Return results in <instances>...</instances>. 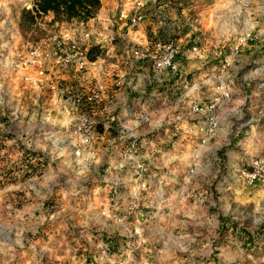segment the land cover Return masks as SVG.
I'll list each match as a JSON object with an SVG mask.
<instances>
[{"label": "rangeland", "instance_id": "374dc122", "mask_svg": "<svg viewBox=\"0 0 264 264\" xmlns=\"http://www.w3.org/2000/svg\"><path fill=\"white\" fill-rule=\"evenodd\" d=\"M35 1L0 0V264H264L260 5L239 16L231 0H172L165 7L172 20L149 28L148 43L181 46L180 76L156 80L151 61L148 71L102 67L100 77L82 81L51 67L47 77L58 80L34 86L28 78L36 71L23 64L32 51L60 38L88 43L77 20L54 22L49 14L24 22L23 10ZM101 26L95 24L97 33ZM215 30L217 60L183 64L196 57L187 50H201ZM244 33L253 36L222 69ZM120 42L113 45L134 46ZM102 83L100 105L83 103L65 114L61 88L86 95ZM163 91L173 99L156 101ZM132 95L143 100L125 105ZM82 115L98 121L87 147L70 128Z\"/></svg>", "mask_w": 264, "mask_h": 264}, {"label": "built area", "instance_id": "2783aa9c", "mask_svg": "<svg viewBox=\"0 0 264 264\" xmlns=\"http://www.w3.org/2000/svg\"><path fill=\"white\" fill-rule=\"evenodd\" d=\"M231 1L233 5H236L234 6L236 11H239L236 15L240 16L244 8L255 4L260 5L264 14V0ZM171 2L172 0H118L117 13L112 21L104 25V30L115 29L119 21L126 23L128 26L135 27L145 18L149 11L155 12L154 14L160 18L161 25L166 26L168 24L167 19L169 18L165 7ZM236 15L232 19L234 27H238V24H240ZM95 18L88 22L80 21V26L86 31L84 36L85 41L88 43L79 44L75 41L60 38L61 40L56 41L52 48L44 51L36 49L28 55L23 64L26 69H35L36 71V76L28 78L32 85L37 86L49 78H51L52 84L58 80V77H47L46 73L51 67L55 68L57 73L64 74L65 76L74 73L79 81L90 80L96 76L100 77L104 53L107 54V49L114 46L113 42L116 40V37L110 35L106 39L100 40V35L94 33L96 30L90 25V21ZM86 28L89 29L86 30ZM251 36H253L251 33H244L231 44L229 56L223 61L222 69L231 68L233 63L237 61L242 47L251 39ZM92 39L96 40V47H92L94 46L91 44ZM93 48H98L103 53L96 61H91L89 58L90 51ZM181 50V46L177 45L173 40L158 39V41L147 43L146 45L127 47V50L124 51L123 64L125 67L131 68L137 61H151L152 73L156 80L160 81V78L164 75L173 78L174 76H180L182 72L177 62V58L182 54ZM199 52L200 48L194 45L185 54L187 56L197 55ZM59 80H65V78L63 77ZM121 85L122 81L116 84L117 87ZM59 93L63 99V111L67 115H72V112L81 107L83 103L100 105L107 93V86L104 83L99 84L86 95L83 93L73 95L64 87L60 89ZM71 103H73V108H71ZM70 128L80 135L81 145L87 147L91 146L97 138L98 121L88 120L85 115H82L79 120L70 124ZM130 147L135 149L136 144L131 143ZM248 178L251 183H254L258 179V175L251 172L248 174Z\"/></svg>", "mask_w": 264, "mask_h": 264}, {"label": "crops", "instance_id": "0c3cea01", "mask_svg": "<svg viewBox=\"0 0 264 264\" xmlns=\"http://www.w3.org/2000/svg\"><path fill=\"white\" fill-rule=\"evenodd\" d=\"M102 7L97 15V19L90 21V25L94 28L95 24L102 25L99 31L100 40H104L110 35H114L116 37V40H120V43H127L132 45H146L149 41L148 38V31L149 28H151L153 31L156 28H161L160 21L156 22V19H151L152 12L149 11L145 18L135 27H131L126 25V23L119 21L115 29L113 30H104V25L108 22L112 21V19L115 17L117 13V7H118V0H101ZM169 20H172L169 19ZM213 24L216 26L217 24L221 23V20L213 19ZM173 25V23H171ZM204 35L206 34V27H204ZM94 33H97V30L94 31ZM214 33V32H213ZM215 34V35H214ZM212 36L214 39L212 41H208L206 38L205 43L202 45V48L200 52L196 55L195 59L191 60L190 62H187L188 59H183V64L188 63L192 65H200V66H206L208 64L213 63L215 60H217V55L219 53V48H221L220 41L218 40V32L214 33ZM124 44V43H123ZM124 49L118 46V44L111 46L107 49L106 59L102 61L103 65L102 67H105L109 72H113L116 69H120L123 67V60H124ZM151 64L149 61H137L135 62V70L139 71H148V67H150ZM117 71V70H116ZM122 73V71H121ZM138 86H141V81L137 84ZM151 85V83H150ZM160 95L156 96V101L161 99H173V95L168 96L165 95L167 93L159 92ZM120 96V95H119ZM118 96V97H119ZM133 96V95H132ZM160 97V98H159ZM142 97L137 98L135 95L133 97H127V101L125 103L128 104V106H134L136 103L135 101L141 102ZM138 104V103H137ZM234 155H236L235 151H233ZM230 165H238L239 163H236L233 159H227ZM234 163V164H232Z\"/></svg>", "mask_w": 264, "mask_h": 264}, {"label": "trees", "instance_id": "16d2710c", "mask_svg": "<svg viewBox=\"0 0 264 264\" xmlns=\"http://www.w3.org/2000/svg\"><path fill=\"white\" fill-rule=\"evenodd\" d=\"M101 6V0H36L32 10H23L22 19L34 24L38 17L52 14L54 22H88L96 17ZM102 54L98 48H93L89 58L96 61Z\"/></svg>", "mask_w": 264, "mask_h": 264}]
</instances>
